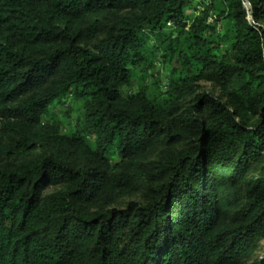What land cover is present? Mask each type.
Returning <instances> with one entry per match:
<instances>
[{
    "label": "trees",
    "instance_id": "16d2710c",
    "mask_svg": "<svg viewBox=\"0 0 264 264\" xmlns=\"http://www.w3.org/2000/svg\"><path fill=\"white\" fill-rule=\"evenodd\" d=\"M201 5L191 18L193 0H0V264H241L254 251L264 0ZM157 59L164 98L139 83ZM69 94L83 113L65 131L45 116Z\"/></svg>",
    "mask_w": 264,
    "mask_h": 264
},
{
    "label": "rangeland",
    "instance_id": "374dc122",
    "mask_svg": "<svg viewBox=\"0 0 264 264\" xmlns=\"http://www.w3.org/2000/svg\"><path fill=\"white\" fill-rule=\"evenodd\" d=\"M194 4L198 3L197 10H193L189 12L190 17H194L198 15V10H201L203 5L202 3L208 2V0H193ZM215 19L214 14H212L211 18L209 19L210 22H213ZM249 20H251L249 16ZM222 25V22L220 23ZM259 25L264 27V22H258ZM151 44V43H150ZM144 86L148 87L149 93L151 95H155L161 98L166 96L168 89V79H167V70L162 64V60L156 61V67L154 73L152 75L145 77L142 82ZM202 87L206 91H210L214 94H217V89L214 84L204 82L202 83ZM138 83L136 82L132 87L126 90L127 94H134L138 91ZM81 102H77L74 99L73 94H69L63 97L60 101L54 102L50 108L49 113L45 116L46 120L53 123V122H60L62 128L65 131L73 130L77 126V122L80 116L83 113V110L80 107ZM89 140H92V137H88ZM155 152H151L150 157H154ZM114 159L117 158V155L114 154L112 156ZM138 197H132V199L138 200ZM264 255V238L260 239L254 251L243 260L241 264H259V260Z\"/></svg>",
    "mask_w": 264,
    "mask_h": 264
},
{
    "label": "built area",
    "instance_id": "2783aa9c",
    "mask_svg": "<svg viewBox=\"0 0 264 264\" xmlns=\"http://www.w3.org/2000/svg\"><path fill=\"white\" fill-rule=\"evenodd\" d=\"M244 6L246 7V8H249V3L246 1V2H244Z\"/></svg>",
    "mask_w": 264,
    "mask_h": 264
}]
</instances>
